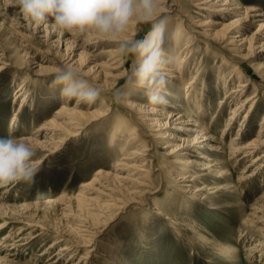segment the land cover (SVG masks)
<instances>
[{
  "label": "bare ground",
  "instance_id": "obj_1",
  "mask_svg": "<svg viewBox=\"0 0 264 264\" xmlns=\"http://www.w3.org/2000/svg\"><path fill=\"white\" fill-rule=\"evenodd\" d=\"M183 1L161 0V11L168 18L164 45L168 56L165 72L169 81L165 93L169 103L166 106L149 104L142 88H124L129 72L122 70L126 60L117 58V45L105 50L108 58L98 62L89 53L88 46L92 38L97 40L93 42L97 44L106 40L93 33L86 39L87 43L76 44L79 36L69 33L74 41L72 39L69 46L66 45L67 65L76 67L90 84L101 89V93L112 94L123 88L125 94L118 105L130 114V119L124 113L116 112L104 94L94 105H77L67 100L55 118L41 123L35 135L26 138L36 149L46 151L37 161L40 164L48 153L59 150L66 140L81 135L95 120L107 121L108 126L105 125L101 132L109 146H103L111 149L116 157L113 171L100 169L83 184L82 193L76 198L80 211L74 214L81 227L58 228V238L47 248L53 260L51 264L63 260L68 251L69 256L62 264H125L119 260L117 246L121 242L117 240L110 239L100 253L101 238L105 235L100 226L113 222L117 210L121 213L124 211L122 208L142 204V200H154L161 191L168 195L167 201L171 203L184 198L200 201L205 191L214 196L225 190L237 195V184L226 182L230 178V162L244 164L246 160L250 161L238 176V182L253 180L256 173L264 171V113L257 133L250 139L246 135L253 115L259 107L264 108V9L238 0H187L191 9H186ZM51 20L43 25H31L36 32L48 33V27H54ZM257 22L260 23L258 28L252 30ZM145 25L149 24L134 22L127 38L140 39ZM1 60L0 71L7 65ZM49 60L52 61L51 58ZM29 62L37 74L58 69L35 60ZM209 74H214V77ZM210 79L215 80L218 93L224 90L220 110L211 121L215 124L207 122L208 110L213 103L212 97H208ZM252 87L254 90L250 93ZM16 97H22V103L28 99L26 84L20 86ZM225 104H234L235 107L223 126L222 135L216 137V118ZM243 112L245 114L241 118ZM240 119L238 135L227 144L225 139ZM17 120L14 116L11 123L15 124ZM214 153L223 154L226 159L219 158L215 162L211 157ZM154 174L159 180H153ZM208 176H211V183L207 181ZM262 197L261 203L255 206V214H264ZM70 206L65 204V210H70ZM24 207L31 208L32 203ZM163 207L164 204L156 201L151 209L167 217L168 212L165 215ZM192 207V204H187L185 208ZM182 208H175V213L180 214ZM18 209L3 206L1 216L12 217L18 214L17 211L21 212ZM147 215L150 219L151 214ZM258 219L264 221L263 216ZM251 222L254 223V219ZM172 223L182 232V218L174 217ZM193 227H197L195 221ZM65 236L72 241L63 245ZM201 237L203 241L207 239L203 235ZM259 245L264 246V240ZM230 251L227 250L228 253Z\"/></svg>",
  "mask_w": 264,
  "mask_h": 264
},
{
  "label": "rangeland",
  "instance_id": "obj_2",
  "mask_svg": "<svg viewBox=\"0 0 264 264\" xmlns=\"http://www.w3.org/2000/svg\"><path fill=\"white\" fill-rule=\"evenodd\" d=\"M238 1L264 9V0ZM183 6L191 9L187 0L183 1ZM32 23L34 22L19 11L15 0H0V58L7 63L6 68L0 71V137L26 140L31 147L33 145L26 138L35 135L36 128L41 123L55 118L59 108L68 99L61 96L58 87L50 86L52 75L57 69L37 74L32 68L34 65L29 64V61L41 62L49 68L65 67L66 45L69 46V41L73 39L69 33L61 32L52 26L48 27V33L36 32ZM53 23L51 20V24ZM259 24H254L252 30L258 28ZM150 28V24L144 26L140 39L146 36ZM92 34L93 32H88L78 35L76 44L87 43L86 39ZM93 42L97 40L92 38L88 51L98 62L106 60L108 53L105 50L116 45L110 41L98 44ZM117 58L126 60L122 70L129 72L134 57L119 54ZM209 76L214 77V74ZM209 83L212 88L210 87L208 97H212L213 103L208 110L207 122L215 119L218 109L220 110V101L224 97V90L218 93L215 89V80L210 79ZM22 84H26L29 92L28 99L23 103L22 97H16ZM253 90L252 87L249 92L252 93ZM101 94H104L103 97L107 98L116 112L124 113L125 117L130 119V114L118 105L113 93ZM101 99L99 98L98 102ZM72 103L75 104V100H72ZM234 107V104H225L222 108V113L216 118V137L222 135L223 126ZM263 113L264 108L259 107L253 115L246 132L247 139L257 133ZM244 114L243 112L241 118ZM14 116L18 120L12 124L11 119ZM108 124L107 121L95 120L81 135L66 140L59 150L48 153L39 164L41 171L34 184L18 182L8 187L0 185V210L3 206H11L19 207L18 210L22 212L17 211L18 214L15 213L12 217L1 216L0 212V264H49L53 260L47 248L58 238V228L81 227L79 218L74 214H79L80 211L76 198L81 195L83 184L89 182L100 169L113 171V165L116 164L113 151L103 146H109L101 132ZM240 126L241 119L235 123L225 139L227 144L238 135ZM32 149L36 162L46 153L34 146ZM162 151L164 149L159 152L160 156ZM211 155L215 162L219 158L226 159V156L220 153ZM249 162L246 160L244 164H229L230 178L226 182L237 184V195L233 191L225 190L214 196L205 191L200 201L184 198L171 203L167 201L168 195L161 191L155 195L157 197L154 200H142V204L122 208L124 211L121 213L117 210L113 222L100 226L105 232L101 238L100 253L104 251L105 244L114 239L121 242L120 246H117L119 260L125 264H264V250L261 249L264 246L259 245L264 240V221L258 219L264 217V214L254 213L255 206L261 203L264 196V171L256 173L253 180L238 182V176ZM153 177V180H159L156 174ZM207 178L208 183H211V176ZM169 188L173 190V187ZM156 201L164 204L162 210L165 215L168 212L167 217L152 211ZM28 203H32L31 208L24 207ZM68 203L69 206L72 204V207L65 210V204ZM187 204H192L193 207L187 209ZM179 205L184 209L179 211L180 214H176L175 208H179ZM147 214H151L150 219H147L150 216ZM174 217L183 219L182 232L173 225ZM252 219L254 223L251 222ZM194 221L197 227H193ZM201 235L207 239L203 241ZM63 238L66 241L61 243L63 245L72 241L68 236ZM228 249H231L229 253ZM82 254L84 255V252ZM68 256L69 251L63 260L55 264H62ZM95 260L97 263V259Z\"/></svg>",
  "mask_w": 264,
  "mask_h": 264
},
{
  "label": "clouds",
  "instance_id": "obj_3",
  "mask_svg": "<svg viewBox=\"0 0 264 264\" xmlns=\"http://www.w3.org/2000/svg\"><path fill=\"white\" fill-rule=\"evenodd\" d=\"M15 4L37 26L51 18L61 32H93L116 43L118 54L134 57L125 87L142 88L153 106L169 103L165 94L169 81L164 47L168 18L161 11V0H15ZM134 22L151 25L144 38H127ZM50 86L58 87L63 98L75 100L77 105H94L101 95V89L71 65L58 68ZM124 94L121 88L113 96L119 102ZM33 157L34 151L25 141L0 137V185L34 184L41 167Z\"/></svg>",
  "mask_w": 264,
  "mask_h": 264
}]
</instances>
